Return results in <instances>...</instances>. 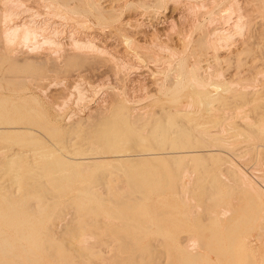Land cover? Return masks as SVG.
Here are the masks:
<instances>
[{"label":"rangeland","instance_id":"1","mask_svg":"<svg viewBox=\"0 0 264 264\" xmlns=\"http://www.w3.org/2000/svg\"><path fill=\"white\" fill-rule=\"evenodd\" d=\"M8 1L0 0V20L2 19V14H3L4 10H7V9L9 10L8 7H10V11L12 10V12H13L16 10V12H13V15H12V17L14 16L12 18L13 19L12 24H14L16 22L15 24H23V25H28V24L30 25L31 24L34 26L36 23L35 27L37 26L38 27V28L36 27L37 29H39V27H42V28H40L41 30H43L44 29L43 27L45 26L46 28L43 30L44 35L46 34V36L49 35V37H54L53 39L57 40V42H59L60 44L57 45L55 43H52V44L50 43L53 46L52 47L48 43L42 44L41 43L42 41H41L40 42L41 45L39 47H37L38 49L34 47V50L31 49L32 46H30V48L26 47L25 46L26 43L25 44L22 43L24 45H22V44L17 45L14 43H13L14 45H12V44L10 45L9 43H11V42L9 40H7L8 37L6 38V36H5L6 33H4L1 29L2 22L0 21V110H1L0 111V116H1L0 121L2 120V123H4L5 118L2 119V117L6 116V118H7L6 122L4 124H2V123H0V124L6 125L8 123V126H10V125H13V126L21 125V127H23V128H21L22 129L21 134L19 133L20 135L18 134V132L15 133V134H17V136H15V134L13 135L12 133L8 132V133H6V137H4L5 135H2L3 137L0 136V140H2V142L4 141V144H2V142L0 141V147H2L1 145L4 146V145L8 144L7 142H11V144H12L13 142L19 141L20 142L19 144H17V145L15 144V146L13 145L11 147H13V148L14 147L15 148L21 147L24 149H27L26 147H29L28 148L29 150L35 149V148H36L35 150H37V149L40 150V147L42 145H44L45 150L46 149L50 150V148H53V149H51L52 152H54V150H56V151L58 150L57 152L56 151L55 152L59 156H64V154L67 155L68 153H69L68 155H70V156H77L79 154L76 155L75 152H78V153L81 152L84 148H86L89 145V143H91L93 138L96 139L97 135L100 134V132H99L100 128L99 127H100V122L103 121L102 118H105V117L115 118L116 114L120 110V106L123 102L126 103L127 105L132 106V107H135V105H136V107L141 108L142 111H153V109L154 110L157 109L158 106H155L156 102L166 98V96L168 95L167 93L170 92L171 87L175 84V83H172L173 81H172V76H171L172 72L175 70V67H177L180 64V61L182 60L184 65H186L185 69L190 68L189 66H193L194 62L196 61L197 54L200 55L198 60L200 61L199 65H200L201 75H204L206 78H208L215 71H220V72H222V76L229 78L230 80L231 79L234 80L233 82L235 84L234 83H230V84H232L231 85L233 88L232 90H234V89L235 90H234V92L233 91L232 92L231 91L226 92L227 95L232 94V93L235 94L237 92H243L244 93L245 91H247L252 86H259L260 87L261 84H264V80H263V78H264V0H237L238 1L237 3L239 4L238 6L240 7V9H242L241 12H243V15H244L243 16L244 20L242 19L243 23L241 21V23L244 25H242L243 27H240L241 29L239 28L238 30H236L235 28H233L231 26L234 24L232 22H234L236 19V16L233 17V15L235 13H237L238 10H235V13H233L232 16L228 14V12L230 11L229 7H230V1L231 0H17V4L15 2L16 0H8ZM7 2H8V4H7ZM165 2H167L168 5ZM12 3H13V5H12ZM92 3H93V5H94V3L96 4V6L98 7V10L100 9L105 13L104 18H103V16L102 17L99 16V14H98L99 12H98V10H96L97 7L94 9L92 7ZM12 6H13V8H12ZM189 6H191L192 9H190ZM195 7L197 9H194ZM235 8H238V7L235 6ZM15 13H16V15H15ZM224 13L226 14V17H228L227 15L230 16V17H228L229 21L227 19L225 20V18H224L225 14ZM213 17H214V19H213ZM216 18L218 21L216 20ZM220 18L221 19L223 18V20L226 21V22L222 21L224 23L223 24L224 29L221 26L222 22L220 24ZM213 20H216L217 22H215ZM25 21H26V23L27 22L28 23L26 24ZM39 22L41 24H39ZM37 23H38V25H37ZM227 23H229L230 26ZM211 24L214 27H212ZM251 25H252V28L250 27ZM219 27H221L223 29V31H228V29L230 28L229 33H232V36L230 38V45L228 47L229 49L225 50V51L219 50L218 53L220 54V56L217 53V50H215L214 48L211 47V45L208 44L213 39L216 38V37L213 38L212 36L213 35L216 36V34H214V33H215V31H217V29H218V31H220L221 28L219 29ZM225 28L226 29L228 28V29L226 30ZM53 29H54V31H53ZM51 30H52V33H51ZM218 31H217V33H218ZM230 31H234V32H230ZM236 31H237V33H236ZM54 33H55V35H54ZM237 35H240V36H237ZM126 37H128L131 41H133V43L131 44V41H130V43L126 42L127 41L125 39ZM207 38H209V39L207 40ZM211 38H213V39H211ZM203 39H205V40H203ZM88 40L94 42V44L97 45L96 48H94L95 50H93V48L91 49L90 47L88 48V45L85 43V42L88 43L89 42ZM93 40H95V41H93ZM78 41L82 42V43H79ZM204 41H207V43L205 42V44H204ZM232 41H234V42H232ZM236 41H237V43H236ZM53 44H55V45H53ZM45 45H47V47ZM28 46H29V44H28ZM43 46H45V48ZM168 47L171 48V50H168L169 49ZM51 48H53V49H51ZM162 48L164 50L167 48V51H164ZM28 50H30V51H28ZM172 50L173 51L175 50L174 51L175 57L172 56L170 58V57H168V55H170L172 53ZM170 51H171V53H170ZM168 52H169V54H168ZM216 53H217V55H216ZM221 53L225 57H222ZM177 54L179 56H177ZM226 54H228V55L226 56ZM139 55H141L142 57L140 58ZM156 55H158L160 57V60L163 62H161L159 59L156 60V58H155ZM217 56H218V60H217ZM168 58H170L169 60H171V61H169L171 64V65L169 64L170 66L167 65L169 62H167V64L165 63L166 59H168ZM162 59H164V60H162ZM165 65H167V66H165ZM164 66L166 67V71H165ZM207 66H208V68H207ZM207 69H209V70H207ZM170 73H171V75H170ZM259 75H261L262 77ZM157 80H159V81H157ZM156 81L158 83H156ZM236 82H237V84H236ZM246 82H248V83H246ZM237 85L239 86V89L237 88L238 87ZM247 85L248 86L251 85V87L250 86L248 87ZM241 86L243 88H240ZM193 91H194L193 87H191L189 85L186 89V95L192 94ZM248 97H250L249 94H248ZM248 97L247 96L245 97L247 99H245V98H234V96H233V99H232V97L230 99L226 98V100H228V102H227V105H225V106L226 107L228 106L227 109L230 108L229 111L231 110V108L234 109L233 111L231 110L230 113H233L235 111V109H238V113H239V111L241 112L242 106L243 107L245 106L244 102L246 103V106L249 105L248 104L249 101H246V100L250 99ZM126 101H128L130 104ZM254 102L255 103L257 102L256 103L257 105H255ZM254 102H252L253 105H251L252 104L251 103L248 107L245 106L246 107V108L244 107L245 111L242 109L244 112L243 111L241 112V113H246V114L249 111L253 114L255 112L254 115H256L257 117L254 116L253 114H251L250 112L248 113L249 115L247 114L248 117L245 114V116L247 117L246 119H248L250 117L253 120L252 121L253 124L257 123L258 121H262L263 120L262 118H264V100L254 101ZM146 106H148V108H146ZM238 107H240L241 109ZM188 108H189V106H188ZM251 108H252V110H250ZM18 109H20V111ZM21 110H23V111H21ZM17 111H19V112H17ZM236 111H235L234 115L236 114L237 117H235L233 114H231V116L233 115L234 117L232 116L233 120H230V123L235 122V128L237 130L239 129L237 132H235L237 134L232 133L233 130H230V131L228 130L229 132L227 130L223 131V132H228V133H224L225 137L221 136L220 138H223V139L221 140L220 138H218L219 141L217 139H215L214 141H216V140L217 141L213 142L210 145L211 148L216 147V149L214 148V152L215 151L217 152V150H219V152H218L219 154L215 152V154H211V155L210 154L197 155V156H190L187 158L181 157L182 159L179 157L169 158L168 159L169 162H167L168 160L167 161L165 160V163L168 164L167 166L164 163H163V165L160 166V163L158 164V162H156V164H158V165H155V166L151 165V167L153 166L152 168H154V169H158L157 168V166H158L163 171H165L166 169H168L169 171L173 170L174 173L172 175L173 176L172 178L174 179V182L176 184H178V187L184 186V190H183V187L180 189L178 188L177 190H179L178 191L179 196H178V194H176V195L173 194L172 196H167V197H161V198L156 197L153 200L147 201L145 203L147 207L145 205H143L144 207L147 208L148 211H145L142 209L143 211H145L146 214H141V217H138V219H148V216H147V215H149L148 213L154 214L156 212V210L160 211L161 209H163V211L170 210V212L166 213V215H165L166 218H168V220H169V222L166 221L167 227H165V229L162 232H158L159 234L155 230H153V228H152L151 230H149L146 233L147 234L146 238L140 242L148 243L147 241L151 240V242H153V244L151 242L149 244L153 245L154 247L155 246L159 247L158 244H160L162 242H164L165 245H172V244L177 245V244L181 243L180 245H186V246L187 245L190 246L191 245L190 243L194 242L193 245L196 248V246L198 245L197 244L198 241L196 242V235H198V233L200 232L197 230L198 228H197L196 222L199 223V226L201 225L203 228L206 227L205 229L208 230L210 227V224L212 222L213 216H214V218L215 217L218 218V216H219L218 214L221 213L220 217H222V218H220V217L218 218V220H220V223H221L220 230L213 233L209 229V231H211V234H209V232L207 230L203 229L202 231L204 233L203 232H200V233L201 234L203 233L202 235H204L205 232L207 231L206 233L208 235L205 234L204 236H209L212 234L216 235L219 239L215 240L214 241L215 243H222V241H223V244H226V245H227V242H228V245L232 242H233V244L236 245V244L241 243V241H243L245 243L246 249H248L249 251L251 250L253 252V254H254L253 258L251 257V259H249V258H246L244 256L242 258L241 257L240 258H233V260H232V257L230 254L231 250L227 249L226 252H227L228 256H227V254H225L226 256L222 255L220 259H218V257H216V255H218L217 253H216V255L211 253L210 254L211 256L215 255V256H212L213 258L211 256L203 257V258H201V261L199 260L200 259L199 258L198 261L200 263H198L197 259H195L194 261H196V263H198V264H223V263L226 264L227 261H228L227 264H232L231 261L233 262V264H247L246 262H248L247 260H249L248 263H250V264L251 263H253V264H264V253H263L264 245L262 247V244H264L263 243L264 235H261V234L259 235V233H262L261 231L257 232L260 229L262 230L264 228V226H263L264 221L262 220V222H260L261 220L259 219L260 217L262 218L264 216V214H261V212L263 213V210H264L263 209L264 197L262 200L258 199L259 201L257 199H254L255 201L252 198L250 199V195H249L250 192L247 189V187L243 185V184H245V182L243 183L244 180L242 177V173H244L245 176L247 174L252 180H254V178L256 177L255 180H256L258 186H260V184H261L262 188L264 189V182H263L264 176H261L262 175L261 173L264 172V170H263V168H264V147L257 148L258 150L257 149L256 150L258 152L255 151V149L254 150L250 149L251 148L250 146L252 144L249 143L250 141L248 142V140L250 137L249 134L251 132V124H252L250 122L251 120L249 121L250 124H248L249 122L244 121L245 118L243 119V114L240 113V115H239V114H237ZM257 112H258V115H257ZM26 113L28 115V116L26 115L28 117V118L27 117L26 118L31 123L26 121L27 119H25V120L22 119V118H24ZM34 113H36V114H34ZM133 113H138V112L134 111ZM18 115L20 117H18ZM29 115H31V117H30L31 119L34 117V120L37 123L39 122L41 124L40 125L36 124L34 122V120H31L29 118ZM238 115H239V117H238ZM250 115L251 116L253 115V116L251 117ZM8 116L9 117L11 116V117L9 118ZM67 118L69 119L68 121H67ZM260 118H261V120H260ZM12 120H13V122H12ZM188 120H193V117H189ZM66 121L68 122V124ZM50 122L53 124H51ZM9 123H10V125H9ZM244 123H245L246 127H247V124L249 125V127H247V128L244 127ZM14 124H17V125H14ZM24 124H26V126ZM54 124L57 126L58 125L62 126L61 130H60V134L58 133L59 135L58 134L57 135H58V137L63 136L62 140H65V143H63L64 141L63 142L59 141L58 140L59 138L57 136H55V135L53 136L50 133L51 132L50 129L52 130V127L55 126ZM27 125L29 126V128ZM233 126H234V124H233ZM24 127L26 128V130H24L25 129ZM48 128H50V129L48 130ZM149 128L150 127H148V126L146 127V129H149ZM235 128H233V129H235ZM23 130L24 131L28 130L29 131L28 133H32V134H29L27 137L26 134H28V133L23 132ZM234 131H236V130H234ZM238 132L239 133L241 132L243 134L242 136H240L241 138H239L238 135H240V134ZM9 133L12 134V135H10V137H8ZM24 134L26 137L24 136ZM226 134L230 137V139L228 136H226ZM30 135H32L31 138H34V136H35L34 143L33 142L32 143L27 142L28 139H31ZM236 135L238 138H235ZM11 136H13V137H11ZM243 136H244V138H242ZM245 137H247V138L245 139ZM224 138H225V140L226 139L230 140V141L226 140L229 142V144H227L228 142L224 141ZM231 139H234V140H231ZM220 140L223 141L222 143H226V145H228V146H226L225 144H222ZM243 140H245V141H243ZM21 141H23V142L26 141V145L23 146L21 144ZM55 141L58 142L59 144H57ZM74 141H76V142L80 141L81 142V143L77 144L78 148L76 147L77 146L76 144L73 145V143H75ZM257 141H259V142L261 141L262 143L264 142L263 139H260ZM54 142H55V144H54ZM84 142H85V144L83 145ZM217 142L219 143V145H217L218 144ZM52 143H53V145H55V147H53ZM60 143H62V144H60ZM230 143H231V145H230ZM247 143H248V145L249 144L250 145L247 146ZM29 144H31L32 147ZM202 144H203L202 142L196 141L194 144H192V146L190 148H192L193 150H203V149L208 148L207 145H205V144L202 145ZM8 145H10V143ZM57 145L59 147H57ZM70 145L73 148H70ZM81 145H83V146H81ZM194 145H196V147ZM16 146H18V147H16ZM198 146L200 148H198ZM210 146H209V148H210ZM75 148H77V149L74 151ZM41 149H43V148H41ZM47 150H46V152H48ZM71 150L74 152H72ZM67 151H68V153H66ZM33 152L35 153L34 155L29 156L30 158L23 159L22 163L17 165V168L20 167L19 171H17L18 169L16 167H15L16 169L11 168L12 170L6 169V168H4L5 170L4 169L2 170L3 167L0 169V197L2 198V196H5V197H3V199L0 198V206L2 204L1 207H3L4 203L8 204L10 202L13 204L15 203L16 205H20L21 203L22 204H28L29 203V205L31 207L28 209V211L26 209L25 210L27 212H29V211L31 212V213H29L30 214L29 217L32 218L31 220L33 221V223L35 221V224H39V223H36V221L40 220V217L43 216V215L41 216V213H39V212H43V210H44L42 205L44 203H47L46 201H48L49 204H51V205H53L52 203H54L55 201H57V202L60 201L59 205L60 204H62V205L56 207V208H60V209L55 210V208H54V211L58 210V212H59V214H57V218L55 219L54 223H51V221L48 222L47 220L45 221L46 224L48 223V225H50L49 226V233L50 234L52 233L53 235L55 234L54 236L56 237V240H57L56 242H65V243H70L72 241L73 242H81L79 240L77 241L76 239L70 240V239H68V237L72 236V235H77V236L86 235L87 236L89 234V236H93V237H88V239L90 240V241L88 240L89 243L90 244L96 243L95 245H97V247L100 246V248H102L101 252L104 255V257L110 258L109 254L115 252L114 251L115 246H117L118 244L121 243V240L119 241V239H118V235L120 236L123 234L124 235L128 234L127 231L129 229L128 228L129 226L125 227V225H123L122 222H120L121 220L119 221L118 218L113 219V218H108L105 216L103 217V215L98 216L96 214L87 215L85 222L82 221L83 220V217L81 215L82 209L74 207L73 206L74 201L69 202V199L67 200V197L69 195L70 196L72 195V192H69L67 190H65L66 192L63 191L64 192L62 194L63 197H61L60 199H53L54 200L53 201L52 198L50 197V196H52V194L50 193V195H48L49 193H46L43 190V187L39 185V184H41V185L43 184L41 181L48 180L47 179L48 177H46V176H40L39 177V173L42 171V168L44 167V164H45L44 160L42 161V158L39 155L40 152L38 150L33 151ZM60 152L63 155L60 154ZM70 153H72V154H70ZM216 155H218V156H216ZM221 155L223 158L226 159L225 161L221 157ZM172 159L173 160L175 159L174 161H176L177 163L174 161L172 162L171 161ZM28 160L31 161L32 163H34V165H32L31 162L29 163ZM40 160L43 162V163L41 162V165L39 164ZM3 161L4 160H2V158H0V162H3ZM37 161H39V162H37ZM184 161H185V163H184ZM186 162H188L189 165L188 164L187 165L189 167L187 165H185ZM27 163H29V164H27ZM182 163L184 164V166H182L183 165ZM260 164H263V165H260ZM28 165L29 166L32 165L30 170H29ZM36 165H40L39 170H38V166H36ZM109 165H110L109 163H103L100 165V167L99 166H95V167L93 166V168L91 167V168H89V170L94 171V170H96L97 167H99L98 169L100 170L104 167L103 170H107V171L112 170L113 171L114 167H110L112 165H110V166ZM117 165H119V163ZM126 165H128V164H126ZM219 165H221L222 167L221 166L219 167ZM256 165H257V167H256ZM23 166H25V167H23ZM122 166H125V164H123ZM169 166L171 167L172 170H170ZM261 166H263V168ZM34 167H35V169H34ZM146 167H149V165L148 166L146 165ZM162 167L165 168V170ZM254 167H256V169ZM24 168H26V170ZM36 168H37V170H36ZM125 168L126 167L121 168L122 170H120V173H118L119 171L116 173L111 171L112 174H109V177L107 178L108 181L105 183L106 185L103 183V185L100 184L98 186L99 197H100L98 200L101 202L100 199L102 198V201H103V198L105 197L104 198L105 201L102 202L103 203L102 207L107 205L108 201L111 202L112 199H114V198L119 199L118 197H122V196L127 194V192H128L127 186L128 185L125 182L127 180V177L124 174L126 172V171L124 172ZM257 168L258 169L261 168L260 171L258 170L259 173L257 172ZM13 169H14V171L17 172V174H15L16 177L18 175L17 178H15V176H11V178L9 177L10 176L9 174L12 172L7 174L9 171H13ZM31 169H32V172H33V170H35L36 172L31 173L30 172ZM239 169H240L241 173L236 171V170L239 171ZM7 170H9V171L7 172ZM20 170H21V173H20ZM89 170H87V173H86L85 169H83V170L81 169V171H80V169H78V172L79 173L82 172L81 173L82 175L86 174L88 177L89 174L90 175L92 174L91 171H89ZM168 170H167V172H168ZM185 170H189L188 171L189 174L186 171L185 175H183V171H185ZM252 170H254V171H252ZM27 171H28V173H27ZM37 171H39V172L37 173ZM218 171L221 174L222 173L223 174L219 175ZM83 172H85V174ZM250 172L252 173V175H249V174H251ZM24 173L29 174V175L31 173V175L30 176L29 175L21 176ZM122 173L125 175V177H124V175H122ZM32 174L33 175L37 174L33 177L34 179L31 177V176H33ZM186 174H188V175H186ZM190 174L192 175V177ZM208 174H209V176H208ZM215 174L218 175V176H216V178H215ZM240 174H241V176H240ZM181 175H182V179H183L182 182H181ZM237 175H238V177H237ZM221 176L225 177V178L227 177V178L221 179ZM258 176H261V177H258ZM19 177L20 178L22 177L23 179H20ZM123 177H124V179H122ZM25 178H29V179L27 180ZM187 178H190L191 180H189ZM193 178H194V180H193ZM209 179H210V181H209ZM227 179H228V182L226 181ZM26 180L28 181V183L26 182ZM110 180H111V182H113V184L110 182ZM185 180H186V182H185ZM187 180H188V182H187ZM239 180L241 181L240 183H239ZM260 180L262 183L260 182ZM21 181L24 183L21 184ZM37 181H39V182H37ZM219 181L221 183H219ZM33 183L38 184V185H36V187H35V186H33L34 185ZM114 183H115L116 187L114 186ZM121 183H123L124 185ZM222 183H223V185H222ZM20 184H21V186L24 184H26V185L30 184L29 186L32 185L33 188L30 187L31 188L30 190H33V191L35 190V188L38 187L36 189V192L39 191L40 193L39 192L38 193H39V195L41 194L40 196L44 195V192H45L46 193L44 195L45 198L43 196L41 198L38 197L39 196V195L37 196L38 193H36L35 191H34L35 193L32 191L30 192L28 190V186H27V188L25 187L26 185L21 187ZM199 184L201 185V188H200ZM203 184H205V185H203ZM212 184H213V187H212ZM234 184H236V185H234ZM47 185H49L50 187H53L52 184L48 183ZM121 185L123 186L122 188H121ZM186 185L190 187V188L189 187L186 188L188 191L185 190ZM238 185H239V189L237 190ZM240 185H242V189L244 187H245V189L242 190ZM3 186H6V187H4L5 189H2ZM202 186H205V187H202ZM210 186H211V188H210ZM214 186H217V187H214ZM233 187L236 188L235 191H234ZM22 188L23 189L26 188L27 189L26 191L30 192L29 194L33 193V195H36V196H33L32 194L30 196L27 193L28 196H30V199H28L29 197L27 196L26 191L22 192L23 191ZM198 188H199V190H198ZM202 188H204V189H202ZM205 188H207L208 190ZM230 188H232V189H230ZM260 188H261V186H260ZM200 189H202L203 191L201 190L202 191L201 192ZM246 189L248 191H246ZM189 190L192 193V195L189 192ZM205 190H206V192L210 191L211 193L206 194ZM212 190H213V192H212ZM240 190H242L241 194H240ZM185 191L187 193L189 192L190 196L193 199L192 200L190 197L189 200H186L187 206L185 205V200H183V198L188 199L189 194H187ZM197 191L200 194V196L197 193ZM236 191H237V193L239 191V193L236 194L235 193ZM101 192H102V194H101ZM183 192L187 196L184 197ZM193 192L196 195H198V197L195 195L196 197L194 198ZM200 192L202 194H204V197ZM230 192H232V193L230 194ZM247 192H249V193L247 194ZM263 192H264V190H263ZM7 193H8V195H7ZM20 194H23L26 198ZM239 194L241 195L240 199H239ZM16 195H17V197H16ZM206 195H208V196H206ZM245 195H247V197H245ZM7 196H9V197H7ZM46 196H48L47 197L48 199H46ZM108 196L110 197L109 200H107ZM177 196L180 197V199L177 198ZM227 196H229V198ZM6 197H7V200H6ZM35 197H37V198H35ZM202 197L203 198L206 197L204 202L201 201V200H204V199H201ZM226 197H227V201H226ZM18 198H21L19 200L25 199V201H26V199H28L29 201H26L25 203H24V201L23 202L21 201V203L18 204V202H20V201L17 202ZM196 198H199L201 200L196 199ZM248 198L250 199V201L255 202V208L252 209L251 202H249ZM13 199H15V201ZM41 199H43L44 201L46 200V201L41 202ZM195 199L199 200V201L195 202ZM241 199H243V200H241ZM247 199H248V201H247ZM63 200H64V202H63ZM180 200L182 201V204H181ZM191 201H194L195 205H191V203H190ZM2 202H4V203H2ZM77 202L80 204H85V203L87 204L88 203L84 199L78 200ZM200 202H203V203H200ZM248 202L250 204H248ZM166 203H167V205H165ZM217 203L225 204L226 208L224 207V205L221 207L220 206L221 204H219L220 210H221V208L223 209V207H224V209L221 210V212H220L218 210ZM54 204H56V203H54ZM198 204L200 206H201V204H202V206H204V207L200 208L201 211L198 209V207H200V206H197ZM238 204H240V206H242V204L244 206V204H245L246 207L245 206H244V208H243V206L240 207V206H238ZM77 205H79V204H77ZM233 205L235 206V208ZM62 206L64 207V209L62 208ZM193 206H196L197 208L196 207L193 208ZM227 206H228V208H227ZM205 207L207 209H205ZM249 207H250V210H249ZM259 207H261L262 211H261V209H259ZM3 208L2 209L0 208V209L5 210V208L4 209ZM189 208H190V210L192 208V210H191V211H193L192 215L195 214L194 211L197 212L193 216L194 219H193V217H191L192 215L190 214L191 211L189 210ZM195 208L198 210H195ZM237 208L239 210H237ZM6 209L9 210V208H6ZM225 209H227V211H225ZM245 209H246L247 213L242 211V210L245 211ZM49 210H50V208H49ZM216 210L218 211V214H217ZM229 210H231L230 212L234 211V213L232 212V215H231V213H229L231 215L230 217L228 214ZM44 211H47V210H44ZM60 211H62L63 213H61ZM187 211L189 214L187 213ZM209 211H210V214H209ZM259 211H261V212L259 213ZM200 212H203L204 214H202ZM239 212L242 214L241 217H239V215H241ZM180 213L181 214L184 213V215L187 213L186 216L189 215L188 216L189 220L186 219L187 217H184L183 215L180 216ZM205 213H207V214H205ZM236 213H238L239 215L236 216ZM68 214H70V215L68 216ZM222 214H225V217H223L224 215H222ZM260 214L262 216H259ZM203 215H204V217H203ZM207 215H211L210 218L208 217L209 218L208 222L206 221V220H208ZM247 215H248V217H247ZM255 215L258 216V219L260 221L258 219H256L257 216H255ZM178 216L181 219L178 218ZM182 216L184 217V219L182 218ZM233 216H234V218H233ZM243 216H244V219L241 222H239V226H238V228H236L237 231H234V233H233V235H235L234 240L226 239L227 238L226 234L228 236L231 235V232L227 231V229L230 227L231 223L233 222L235 224L237 221H240ZM60 217H62V218H60ZM198 217H200V218H198ZM104 218L107 219L108 221H106ZM196 218H197V220H196ZM225 218L226 219L228 218V220H227L228 222L231 220L229 218H233V221L231 220L230 221L231 223H229L230 225H228V222H226V220H224L225 222L221 220V219H225ZM235 218H236V220H235L236 222H234ZM36 219H38V220H36ZM198 219L200 221H198ZM18 220H20V219L18 218ZM252 220L253 221L255 220L254 222L257 221L256 224L254 222H252ZM62 221H64V222H62ZM184 221H187V222L190 221V222L185 223ZM202 221L204 223H202ZM247 221H248V223H247ZM107 222L112 223L111 226L109 224L107 225ZM117 222H118V224L121 223L122 228H123V231H120V233L118 232L119 234L117 233V231H116L117 234L115 233V229L120 227V226H118ZM179 222H180V226H178ZM244 222H246V223H244ZM105 223H106V226H109V228L107 227V230L109 229V231H107V232L105 230L106 229ZM189 223H191V225ZM243 223L246 225H244ZM258 223H259V226L261 225L260 227L263 226V228L258 229L259 226L258 227L256 226V225H258ZM19 224H20V222H19ZM26 224H28V223H26ZM26 224L24 225V228L22 230L23 232H21V233H23V235L30 233V231L27 230ZM80 224H82V225H80ZM91 224H92V226H91ZM113 224H117L116 228H113V227H115V225L113 226ZM181 224L184 226L182 227ZM226 224L228 225V227ZM17 225L18 224L14 225L15 227L13 225H11L9 227L6 226L2 232L5 235L9 234V236H12L14 234L13 236H17L16 230L18 227H20V225L19 226H17ZM28 225H30V224H28ZM88 225H90V226H88ZM224 225H226L224 228L225 229L227 228L226 229L227 233L225 232L224 229L222 230ZM69 226H70V228H69ZM97 226L99 229L95 228ZM186 226H188V227H186ZM11 227L16 228L15 229L16 234L14 232H12L13 228H11ZM29 227L30 226H28V229H29ZM57 227L59 228V230ZM79 227H80V229L82 227H84V228H82L84 233L82 232V230L80 231ZM87 227L91 231L86 229ZM110 227H112V230L113 229L114 230L111 231ZM181 227H182V229H181ZM184 227L186 229H184ZM248 227L250 230L252 228V231L248 230L247 229ZM254 227H255V229H254ZM256 227H257V229H256ZM7 228H9L10 231H8ZM232 228L234 229L235 227H233V225H231V227L229 229L232 230ZM101 229H103V232ZM245 230H247V231H245ZM73 231H75V232H73ZM174 231L178 234V239H176V238L174 239V238L169 237V234L175 233ZM197 231H198V233H197ZM263 231H264V229H263ZM80 232L82 235H80ZM109 232H112L111 235ZM125 232H126V234H125ZM21 233H20V235H21ZM94 233H96V234H94ZM133 233L135 235L141 234L139 231H134ZM156 233L158 235H160L161 238H160V236L156 237L155 236ZM240 234H242V235H240ZM262 234H264V233H262ZM252 235H254L255 237ZM102 236H104V238ZM112 236H114V237H112ZM115 237H116V240L118 239L117 240L118 244H117V241H115ZM179 237H181V238L179 239ZM189 237H191V239H189ZM90 238H92V239H90ZM93 238H95L97 240L93 241L94 240ZM194 238H195V240H194ZM258 239H260V240H258ZM110 240H112V241H110ZM188 241H190V242L188 243ZM203 241H204V243L206 242V244L209 242L208 239L205 240L203 238L202 242L199 245L203 246V244H204ZM98 242H99V244H97ZM135 242H137V241H135ZM258 242H262V243L259 244ZM17 243L21 244V243H26V242L24 240H21L20 242L17 241ZM186 243H188V244H186ZM162 246H164L163 243H162V245L160 244L159 248H161ZM198 246H197V248H198ZM188 248L193 249V251L195 249L194 247H192V248L188 247ZM197 248H196L195 252L198 250L205 252L204 248L200 247L201 249H204V250H201L200 248H198V250H197ZM105 251H106V253H105ZM163 254H165V253H163ZM223 256H224V258H223ZM161 257H162V255L160 257H158L159 259L157 258L156 260H154L155 263L153 262V264H157V263L158 264H160V263H162V264H164V263L165 264H170V263L173 264L176 262V260L174 261V259H173L175 257H172V255H170L169 258L166 254L164 255V258L163 257L161 258ZM170 258L173 259L172 260L173 262H170L171 261ZM168 259L170 261H168ZM175 259H177V258H175ZM221 259H222V261H225V262H220ZM250 260L251 261L254 260V261L251 262ZM194 261L191 263H185V264H195ZM181 262H179V260H177L176 264H182ZM183 264H184V262H183Z\"/></svg>","mask_w":264,"mask_h":264},{"label":"bare ground","instance_id":"2","mask_svg":"<svg viewBox=\"0 0 264 264\" xmlns=\"http://www.w3.org/2000/svg\"><path fill=\"white\" fill-rule=\"evenodd\" d=\"M6 1H8V0H6ZM8 2H7V4H8ZM15 2L17 4V0ZM237 2H238L237 0H231L230 1V7H229L230 8V11L228 12V14L232 16L233 13H235V10H238L237 13H235L233 15V17L236 16V19H235V21L233 20L234 22H232V23H234V24L231 25L236 30H238L240 27H243L242 25H244V24H242L243 23L242 19H243V16L244 15H243V12H241L242 9H240V7L238 6L239 4ZM165 3L167 4V2H165ZM12 5H13V3H12ZM94 5L92 3V7L95 9L97 6H96L95 3H94ZM235 6H237L238 8H235ZM189 7H190V9H192L191 6H189ZM8 8H9V10L8 9L7 10H4V12L2 14V19L0 21L2 22L1 29H2V31L4 33H6L5 36H6V38L8 37L7 40H9L11 42V43L8 42L10 45L11 44L12 45H14V44H17V45L20 44L21 45L22 43H24V44L26 43V45H25L26 47H29L30 48V46H32L31 49L34 50V47L35 48L39 47L41 45V43L42 44H44V43L45 44H47V43L48 44L55 43L57 45L60 44L59 42H57V40L53 39L54 37H49V35L46 36V34L44 35V33H43L44 31L43 30L46 28L45 26L43 27L44 28L43 30L40 29L42 27H39V29H40L39 30V29H37L38 28L37 26H36L37 28L35 27L36 23H35L34 26L31 25V24L30 25L29 24L28 25L15 24L16 23L15 21H14L15 23L13 22L14 24H12V20H13L12 18L14 17V16L12 17V15H13V12H16V10L12 12V10L10 11V7H8ZM12 8H13V6H12ZM194 9H197V8L195 7ZM96 10H98V7L96 8ZM98 12H99L98 13L99 16L100 17L103 16V18H104V14L105 13L102 10H100V9L98 10ZM15 15H16V13H15ZM229 15H227V16L230 17ZM228 17H226V14H225V17H224L225 20L226 19L228 20ZM213 19H214V17H213ZM216 20H217V18H216ZM216 20H213V21L217 22L218 20L217 21ZM222 21L223 22H226V21L223 20V18L222 19L220 18V24H221ZM241 21H242V23H241ZM223 22H222V25H221L222 28L224 26L223 25L224 24ZM25 23H26V21H25ZM39 24H41V23L39 22ZM227 24L229 25V23H227ZM37 25H38V23H37ZM212 27H214V26L212 25ZM250 27L252 28V25ZM220 28L221 27H219V29ZM222 28L220 29V31H218V29H217L218 33H217V31H215L214 34H216V36L213 35L212 37L213 38L216 37V38L215 39L211 38L213 40L210 43H208L209 45H211L212 48H214L215 50H217V53H218L219 50L225 51V50H228L229 49L228 47L230 45V38L232 36V33H229V29L230 28L229 29L227 28L228 31H223L224 28L223 29ZM53 31H54V29H53ZM230 32H234V31H230ZM51 33H52V30H51ZM55 33H54V35H55ZM236 33H237V31H236ZM237 36H240V35H237ZM125 39L127 40L126 42H129L130 43L131 40L128 37H126ZM208 39L209 38H207V40ZM203 40H205V39H203ZM93 41H95V40H93ZM234 41H232V42H234ZM205 42L207 43V41H204V44H205ZM79 43H82V42H79ZM85 43L88 45V48L89 47L91 49L93 48V50H95L94 48H96V46H97L92 41H89L88 43L85 42ZM132 43H133V41H131V44ZM236 43H237V41H236ZM24 44H22V45H24ZM28 44H29V46H28ZM55 44H53V45H55ZM45 46L47 47V45H45ZM45 46H43V47L45 48ZM51 49H53V48H51ZM30 50H28V51H30ZM168 50H171V48H169ZM164 51H167V48ZM174 51L172 50V53L170 51L171 54L168 55V57L171 58L172 56H174ZM217 53H216V55H217ZM222 53H221V56L222 57H225V56H223L224 53L223 54ZM168 54H169V52H168ZM227 55L228 54H226V56ZM177 56H179V55L177 54ZM219 56H220V54H219ZM139 57L141 58L142 56L139 55ZM199 57H200V55L197 54L196 61L194 62L193 66H189L190 68H188V69H185V66L186 65H184L183 61L181 60L180 61V64L177 67H175V70L172 72V75L170 73V75L172 76V81H173L172 83H175V84L171 87L170 92L167 93L168 95L166 96V98H164V99L156 102L155 106H158L157 109H155V110L153 109V111H142L141 108H137L136 105H135V107H132V106L127 105L126 103L123 102L121 104L120 110L116 114V117L115 118H109V117H105L106 119L105 118H102L103 121L100 122V127H99L100 128V130H99L100 134L97 135L96 139L93 138V140L91 141V143H89V145L86 148H84L81 152H79V153L78 152H75L76 155L77 154H79V155H77V156H70V155H68L69 153L67 151L66 152V153H68L67 155L64 154V156H59V155L56 154V152L58 150L57 151L54 150V152H52L51 149H53V148H50L51 151L46 149L48 151V152H46L45 147L42 144H41L42 146L40 147V150L37 149L40 152L39 155L41 156L42 161L44 160V163H45L44 164V167L42 168V171L39 173V177L40 176H46V177H48L47 178L48 180L41 181L43 184L42 185L39 184V185L43 187V190L46 193H49L48 195H50V193L52 194V196H50L52 198V200L53 199H60L61 197H63V195H62L64 193L63 191L67 190L69 192H72V195L71 196L69 195L67 197V200L69 199V202L70 201H72V202L74 201L73 202V206L76 207V208L82 209V212H81V215L83 217V220L82 221L85 222L87 215L96 214L98 216L99 215H103V217L105 216V217L113 218V219L114 218H118L119 221L121 220L120 222H122V224L125 225V227L126 226L127 227L129 226L128 227L129 229L127 231L128 234H126V232H125L126 235H124V234L123 235H120V236L118 235L119 241L121 240V243L119 242L120 244H118V241H117L118 239L116 240V237L117 236L115 237V241H117V244L118 245L115 246V248H114V251L115 252L109 254L110 255V258L104 257V255L101 252L102 251V248H100V246L97 247V245H95L96 243L95 244H90L89 243L90 240L88 239V237H93V236H89L88 233H87L88 234L87 236L86 235H82L81 232H80V235H82V236H77V235L69 236L68 235L69 236L68 239H70V240L76 239L77 241L79 240L81 242H73V241H72L73 243L72 242H70V243L56 242L57 240H56V237L54 236L55 234L53 235L52 233L51 234L49 233V226L50 225H48V223L46 224L45 221L47 220L48 222L51 221V223H54L55 219L57 218V214H59L58 210L57 211H54V208H55V210L56 209H60V208H56V207L62 205V204L59 205V202L60 201L59 202L55 201L54 203H56V204L52 203L53 205H51V204H49L48 201L45 200L47 203H44L42 205V207L44 208V210H47V211H44L43 210V212H39V213H41V216L43 215L42 217H40V220L36 219V220H38V221H36V223H39V224H35V221L33 223V221L31 220L32 218L29 217V215H30L29 213H31V212L30 211L27 212L28 209L31 206L29 205V203L28 204H22L21 201L22 202L24 201V203L26 201H29L28 199H30L31 194L33 195V193H31V194H29V193L31 191L32 192H34V191L36 192V189L38 187L35 188V190L33 191V190H30L31 189L30 187H32V185L29 186L30 184L29 185L28 184L27 185L24 184V185H26L25 186L26 188L28 186V190L30 191V192H27L26 191L27 190L26 188L25 189H23L24 187L22 188V190H23L22 192L26 191V194L28 193L30 195V196H28V194H27V196L29 198L26 199V201H25V199L24 200H19V199H21L24 196L23 195L24 193H23V194H20V195H23L21 198H18V200L16 199L17 202L20 201V202H18V204L21 203L20 205H16L15 203L13 204L11 202L10 203L7 202L8 204H5L4 203L5 201H4L2 203H4L3 204L4 205L3 207L5 208V210H1L3 208V207H1L2 204L0 206V208H1L0 209V264H153L154 260H156L161 255L164 258V255L165 254L168 256V258L170 257V255H172V257L177 258V259L173 258L174 261L176 260V262H177V260H179V262L182 261L181 263L183 264V262H184V264H185V263H191L195 259H197V261H198L199 258H200L199 260L201 261V258L211 256L210 255L211 253L212 254H215V255L217 253L218 255H216V257H218V259H220L222 255L226 256L225 254H227V252H226L227 249L228 250H231L230 251L231 253L230 252L229 253L231 254L232 260H233V258H240V257L242 258L244 256L246 258H249V259H251V257L253 258V256H254L253 252L251 250L249 251L248 249H246L245 243L243 241H241V243L236 244V245L233 244V242L228 245V242H227V245H228L227 246L226 244H223V241H222V243H215L214 241L217 240V239H219L216 235H213L212 234V235H209V236H204L205 234H207L206 233L207 231L209 232V234H211V231L213 233H215L218 230H220L221 223H220V220H218V218L220 217L221 213L218 214V211L217 210H216V212H217V214L219 216L217 215L218 218H216V217L214 218V216L212 215L214 220L212 219V222H211L210 227H209V229L211 231H209V229L208 230L205 229L206 227L203 228L201 225H200L201 226L200 227L199 226V223L196 222L197 228H198L197 230L198 231L203 232L202 231L203 229L207 230L204 235H202L204 232L201 234L200 232L198 233V231H197L198 235H196V242L198 241V243H197L198 245L202 242V239L203 238L205 240H207V239L209 240V242L207 244H206V242L204 243V241H203V243H204L203 246L199 245L201 248H204L205 249V252L199 251L198 248H200V247L196 243L195 244L198 246V248L196 246V248H197L198 251L195 252L196 248L193 245L194 244L193 241H192L193 243H190L191 245L189 244L190 246H188V245L187 246L186 245H180L181 244L180 242H179L180 244H177V245H173V244L172 245H165L164 242H162L164 246H162L161 248H159V247H160V244L162 245V243L158 244L159 247H157V246L154 247L153 245H150L149 244L151 242V240L147 241L148 243H142V242H140V241H142L143 239L146 238V236H147L146 233L149 230H151L153 228V230H155L157 233L158 232H162L165 229V227H167L166 226V221L169 222L168 218H166L165 215H166V213L170 212V210L163 211V209H161L160 211L159 210L158 211L156 210V212L154 214L148 213L149 214V215H147L148 216V219H138V217H141V214H146L145 211H148L147 208H146L147 206H146L145 203L147 201L153 200L156 197H159V198H161V197H167V196H172L173 194H175V195L178 194V196H179V193H178L179 190H177V189L178 188L180 189V188L183 187V190H184V186L181 185L182 187H178V184H176L174 182V179L172 178L173 177L172 175H173L174 172H173V170L170 167L171 165L169 166V168L172 171H169L168 169L165 170V168H163L165 165L162 167L165 171L161 170V168L158 167V166H157L158 169H154V168H152L153 166L151 167V165H154L155 166V165H158L160 163V166H161V165H163V163L166 164L165 163V160L167 161L169 158H177V157H179V158L186 157L187 158V157H190V156L215 154L216 151L214 152V148L216 149V147L211 148L210 145L213 142H216L217 140L219 141L218 138H220L221 136H224V133H228L230 130H233V132L231 131L232 133L237 134L235 132H237L239 129L237 130L235 128V122L234 123H230V120H233L232 116L234 115V113H235L236 110H237L236 111L237 114L240 115V113L243 110L245 111L244 107L246 106V103L244 102L245 106L244 107L242 106V109L243 110L240 107H238V108L241 109V112L239 111V113H238V109H235V111L233 113H230L231 110L233 111L234 109L231 108L230 111H229L230 108L227 109L228 106L226 107L225 105H227L228 100H226V98H229L230 99L232 97V99H233V96H234V98H245L246 96L248 97V94H249L250 97H248V98H250V99L246 100V101H249V103H248L249 105L252 102H254V101L264 100V84H261L260 87L259 86H252L251 87V85H249L251 88H249L244 93L243 92H237L235 94L232 93V94H228L227 95L226 92H230V91L231 92L232 91L234 92V90H235V89L232 90L233 89L232 86H231L232 84H230V83H234L233 82L234 80H232V79L230 80L229 78H226V77L222 76V72H220V71H215L208 78H206L204 75H201L200 65H199L200 61L198 60ZM155 58H156V60H158V59L160 60V57L158 55H156ZM170 58L166 59V62H165L166 64H167V62L171 61V60H169ZM162 60H164V59H162ZM217 60H218V56H217ZM161 62H163V61H161ZM169 64H170V62L167 65H169ZM167 65H165V66H167ZM165 66H164V68H165V71H166V67ZM207 68H208V66H207ZM207 70H209V69H207ZM259 76H261V75H259ZM263 80H264V78H263ZM157 81H159V80H157ZM157 81H156V83H158ZM246 83H248V82H246ZM236 84H237V82H236ZM189 85L191 87H193L194 91H193L192 94L186 95V89H187V87ZM237 88L239 89V86ZM240 88H243V87L241 86ZM245 99H247V98H245ZM126 102H128V101H126ZM256 103H255V105H257ZM251 105H253V103ZM188 106H189V108H188ZM248 106H246V107H248ZM146 108H148V106H146ZM18 110L20 111V109H18ZM250 110H252V108ZM19 111H17V112H19ZM21 111H23V110H21ZM134 111L135 112L137 111L138 113H133ZM34 114H36V113H34ZM231 114H233V115L231 116ZM241 114H243V119L245 118L244 121L249 122L251 120L250 122L252 123L253 120L250 117H249L250 119L249 118L246 119L248 117L246 113H241ZM245 114H246L247 117L245 116ZM251 114H253V113H251ZM254 114H255V112H254ZM26 115H27V113L25 114L24 118H22V119H24V120L27 119L28 118L27 117L28 115L27 116ZM239 115H238V117H239ZM257 115H258V112H257ZM234 116L237 117L236 114ZM254 116H256V115H254ZM18 117H20V116L18 115ZM30 117H31V115H29V118ZM189 117H193V120H188ZM0 118H1V116H0ZM4 118H5V121L4 120L3 121L5 123L7 118H6V116L5 117L3 116L2 119H4ZM262 119H263L262 121H258L257 123H254V124L252 123L251 124V132L249 134L250 137H249L248 142L250 141L249 143L252 144L250 146L251 147L250 149H253V150L255 149V151L258 150L257 148L264 147V144H263L264 142L262 143L261 141L260 142L257 141V140H260V139H263L264 140V118H262ZM31 120H34V117ZM68 120L69 119L67 118V121ZM260 120H261V118H260ZM26 121L30 122L28 119ZM12 122H13V120H12ZM34 122L36 124H38V125L41 124L39 122L37 123L35 120H34ZM250 122L248 124H250ZM0 123H2V120L0 121ZM4 123H2V124H4ZM51 124H53V123H51ZM67 124H68V122H67ZM233 124H234V126H233ZM248 124H247V127H249ZM9 125H10V123H9ZM14 125H17V124H14ZM24 125L26 126V124H24ZM147 126L150 127V128L149 129H146ZM61 127H62L61 125L60 126L59 125L58 126L55 125L54 127H52V130L50 128H48V130L50 129V131H51L50 133L53 136L55 135V136L58 137V135L60 134ZM244 127H246L245 126V123H244ZM21 128H23V127H21V125H17V126L10 125V126H8V123L6 125H1L0 124V136L3 137L2 135H5L4 137H6V133H8V132L12 133L13 135L15 133H17V132H18V134L19 133L21 134V131H22ZM28 128H29V126H28ZM233 128H235V129H233ZM24 130H26V128ZM24 130H23V132H27V133L29 132L28 131L29 129L27 131H24ZM226 130L227 131L229 130V131L228 132H223V131H226ZM234 130H236V131H234ZM10 133H9V135L7 134L8 137H10V135H12ZM25 134H24V136H25ZM29 134H32V133L26 134L27 137H28ZM239 134L240 135H238V136H239V138H241L240 136H242L243 134L241 132ZM15 136H17V134H15ZM226 136H228V135L226 134ZM11 137H13V136H11ZM31 137H32V135H30V138ZM60 137L61 136L58 137L59 138L58 140L61 141V142L64 141L63 143H65V140H62L63 139L62 138L63 136L61 138ZM235 138H238L237 135L235 136ZM242 138H244V136ZM246 138L247 137H245V139ZM34 139H35V136H34V138L28 139L27 142H31V143L33 142L34 143ZM215 139H217V140L214 141ZM220 139L222 140L223 138H220ZM229 139H230V137H229ZM226 140H228V139H226ZM226 140L224 138V141H226ZM231 140H234V139H231ZM0 141L2 142V140H0ZM196 141L197 142H202L203 143L202 145L205 144V145L208 146V148L207 149H203L205 147L204 146L202 148L203 150H193L190 147ZM228 141H230V140H228ZM228 141H226V142H228ZM243 141H245V140H243ZM16 142H13L14 144L13 143L11 144V142H7L8 144L10 143V145L6 144L9 148L6 145H4V146L1 145L2 147H0V158H2V160H4V161L3 162H0V169L2 167H3L2 170L4 168H6V169H11V168H15V167L17 168V165L21 164L22 161H23V159L30 158L29 156L35 154L33 151H37V150H35L36 148L29 150L28 149L29 147H26L27 149H24V148H21V147L20 148H15V147L13 148V147H11L13 145L15 146V144L17 145V144L20 143L19 141L17 143ZM55 142H54V144H55ZM74 142L75 143H73V145L74 144L77 145V144L81 143L80 141L79 142L74 141ZM222 142L223 141H221V143ZM56 143L59 144L58 142H56ZM2 144H4V141L2 142ZM21 144L23 146H25L26 145V141L25 142L21 141ZM60 144H62V143H60ZM84 144H85V142L83 143V145ZM222 144H225L226 145V143H222ZM227 144H229V142ZM29 145H31V144H29ZM52 145H53V143H52ZM83 145H81V146H83ZM217 145H219V143ZM230 145H231V143H230ZM249 145L247 143V146H249ZM194 146L196 147V145H194ZM209 146H210V148H209ZM226 146H228V145H226ZM16 147H18V146H16ZM31 147H32V145H31ZM53 147H55V145H53ZM57 147H59V146L57 145ZM76 147L78 148V145ZM41 148H43L44 150L41 149ZM70 148H73V147L70 145ZM77 148H75L74 151ZM198 148H200V147L198 146ZM74 151H72V152H74ZM218 152H219V150H217L216 153H218ZM60 154H62V153L60 152ZM70 154H72V153H70ZM216 156H218V155H216ZM221 157H222V155H221ZM223 159H224V161L226 160L225 158H223ZM174 160L172 159L171 161L173 162ZM42 161L40 160V162L39 161H37V162H39V164L41 165V162ZM30 162L31 161H29V163ZM156 162H158V164H156ZM167 162H169V160ZM174 162H176V161H174ZM29 163H27V164H29ZM103 163H109L110 165H112V166H110V165L109 166L110 167H114L113 168L114 170L113 171L112 170H108V171L107 170H103V168H104L103 166H102L103 168L99 170L98 168ZM118 163H119V165H117ZM184 163H185V161H184ZM123 164H125V166H122ZM126 164H128V165H126ZM187 164H188V162H186L185 165H187ZM32 165H34V163H32ZM32 165H30V166L28 165L29 166V170L32 167ZM40 165H36V166H38V170L40 169V167H39ZM146 165L147 166L149 165V167H146ZM167 165L168 164H166V166ZM260 165H263V164H260ZM93 166L94 167L95 166H99V167H97L96 170H94L95 169L94 168L93 169L94 171L89 170V168H91V167L93 168ZM182 166H184V164ZM220 166L221 165H219V167ZM23 167H25V166H23ZM123 167H126L124 169V172L126 171L124 174L127 177V180L125 182L128 185L127 186L128 192H127L126 195H124L122 197H118L119 199L114 198L115 200L112 199L111 202L108 201L109 204L107 203V205L103 206L104 207L103 208L102 207V204H103L102 202L105 201V199H104L105 197L103 198V201H102V198L100 199L101 202L98 200L100 198L99 197V189H98V186L100 184L103 185V183L105 184L108 181L107 178L109 177V174H112V172H115L116 173V172L119 171L118 173H120V170H122L121 168H123ZM256 167H257V165H256ZM256 167H254V168L256 169ZM261 167L263 168V166H261ZM19 168H17L18 169L17 171H19ZM24 169L26 170V168H24ZM34 169H35V167H34ZM78 169H80V171H81V169L82 170L85 169V172L86 173H87V170H89V171H91L92 174L91 175L89 174V176L87 177V175L85 174V172H83L85 175H82L81 174L82 172L79 173L78 172ZM36 170H37V168H36ZM167 170H168L169 173L167 172ZM258 170L260 171L261 168H259V169L257 168V172L259 173ZM263 170H264V168H263ZM8 171L9 170H7V172ZM186 171L188 173L189 170L183 171V175H185V172ZM236 171L237 172H240V169H239V171L238 170H236ZM252 171H254V170H252ZM10 172H12L13 174L10 173ZM30 172L33 173V172H36V171L33 170V172H32V169H31ZM38 172L39 171H37V173ZM20 173H21V170H20ZM27 173H28V171H27ZM31 173H30V175H31ZM7 174H9L10 176L9 175L8 176L11 178V176H15V174H17V172L14 171V169H13V171H9ZM124 174L122 173V175H124ZM188 174H186V175H188ZM222 174L219 172V175H222ZM261 174H262L261 176H264L263 175L264 172H262ZM23 175L26 176V175H29V174L24 173L21 176H23ZM35 175H37V174H35ZM35 175H33L31 177L33 178ZM125 175H124V177H125ZM249 175H252V173L249 174ZM208 176H209V174H208ZM216 176H218V175L215 174V178H216ZM240 176H241V174H240ZM261 176H258V177H261ZM17 177H18V175H17ZM17 177L15 176V178H17ZM124 177L122 179H124ZM191 177H192V175H191ZM237 177H238V175H237ZM242 177H243V180H244V181L242 180L243 183L245 182V184H246V185L245 184H243V185L246 186L247 189L250 192V194H249L250 195V199L252 198L253 200L254 199L262 200L263 197H264V192H263L264 189L262 188V185L261 184H260L261 188H260V186H258V184H257V182L255 180L256 177L254 178V180H252L247 174L245 176L244 173H242ZM222 178H225V177H222L221 176V179ZM20 179H23V178L21 177ZM25 179L28 180L29 178H25ZM187 179L191 180L190 178H187ZM27 180H26V182L28 183ZM182 180L183 179H182V175H181V182H182ZM193 180H194V178H193ZM22 181H21V184L24 183ZM209 181H210V179H209ZM226 181L228 182V179ZM37 182H39V181H37ZM110 182H111V180H110ZM185 182H186V180H185ZM187 182H188V180H187ZM240 182L241 181L239 180V183ZM260 182H261V180H260ZM46 183L47 184L48 183L49 184H52L53 187H50ZM111 183L113 184V182H111ZM219 183H221V182L219 181ZM21 184H20V186H21ZM121 184H123V183H121ZM24 185H22V186H24ZM36 185H38V184H34L33 186L36 187ZM203 185H205V184H203ZM222 185H223V183H222ZM234 185H236V184H234ZM114 186H115V183H114ZM199 186L201 188V185L200 184H199ZM4 187H6V186H3L2 189H5ZM122 187L123 186L121 185V188ZM187 187H189V186L186 185L185 190H187L186 189ZM202 187H205V186H202ZM212 187H213V184H212ZM214 187H217V186H214ZM240 187L242 189V185H240ZM210 188H211V186H210ZM202 189H204V188H202ZM202 189H200V191ZM205 189H207V188H205ZM230 189H232V188H230ZM233 189H234V191L236 190V188H234V187H233ZM238 189H239V185L237 187V190ZM243 189H245V187ZM247 189H246V191H248ZM190 190H189V192H190ZM198 190H199V188H198ZM242 190H240V194H241V191ZM38 192L39 191H37L36 193H38ZM45 192H44V195L46 194ZM189 192L188 193L186 192V193L189 194ZM205 192H206V190H205ZM212 192H213V190H212ZM249 192H247V194ZM39 193L37 194V196L39 195ZM197 193H198V191H197ZM207 193H211V192L208 191V192H206V194ZM231 193L232 192H230V194ZM235 193L238 194L239 191H238V193H237V191ZM101 194H102V192H101ZM183 194H184V192H183ZM193 194H194L193 195L194 198L196 196L198 197V195H196L194 192H193ZM240 194H239V199H240V196H241ZM7 195H8V193H7ZM40 195L38 197H40V198L42 196L44 197V195H42V196H40ZM191 195H192V193H191ZM202 195L204 197V194H202ZM9 196H7V197H9ZM33 196H36V195H33ZM178 196H177V198L180 199V197H178ZM185 196H187V195L184 194V197ZM199 196H200V194H199ZM206 196H208V195H206ZM3 197H5V196H2V198L1 197L0 198L3 199ZM7 197H6V200H7ZM16 197H17V195H16ZM47 197L48 196H46V199H48ZM190 197L191 196L189 194L188 199L183 198V200H185V205L187 204L186 203L187 202L186 200H189ZM203 197L201 199H204V200L199 199L200 197L199 198H196V199H199V200H201V201L204 202L205 199H206V197L205 198H203ZM227 197L229 198V196H227ZM227 197H226V201H227ZM245 197H247V195H245ZM35 198H37V197H35ZM109 198L110 197L108 196V199L107 200H109ZM43 199H41V202H45ZM83 199L85 201H87L88 203L87 204L86 203L85 204H80V203L77 202L78 200H83ZM191 199H192V197H191ZM196 199H195V202L199 201V200H196ZM248 199H247V201H248ZM250 199H249V202H251L252 209H253V208H255V202H254L255 200L254 201H250ZM13 200L15 201V199H13ZM241 200H243V199H241ZM63 202H64V200H63ZM203 202H200V203H203ZM249 202H248V204H250ZM190 203H191V205H195L194 201H191ZM77 204H79V205H77ZM181 204H182V201H181ZM219 204H221V203H217L218 210L221 212V210H223L226 205L225 204H221L220 206L222 207L224 205V207H223V209L221 208V210H220ZM143 205H145L146 207H144ZM165 205H167V203ZM63 206H62V208L64 209ZM197 206H200V205L198 204ZM238 206H240V204H238ZM242 206H243V204H242ZM242 206H240V207H242ZM244 206L246 207L245 204H244ZM244 206H243V208H244ZM194 207H196V206H193V208ZM201 207H204V206H202V204H201V206L198 207V209L200 210ZM6 208H9V210H7ZM49 208H50V210H49ZM196 208H195V210H198ZM227 208H228V206H227ZM234 208H235V206H234ZM142 209L145 210V211H143ZM205 209H207V208L205 207ZM246 209H245V211L244 210H242V211L243 212H246ZM259 209H261V207H259ZM263 209H264V203H263ZM189 210H190V208H189ZM191 210H192V208H191ZM237 210H239V209L237 208ZM249 210H250V207H249ZM188 211H187V213H188ZM225 211H227V209H225ZM230 211L231 210H229L228 214L231 213V215H232V212L234 213V211H232V212H230ZM261 211H262V209H261ZM261 211H259V213ZM60 212L63 213L62 211H60ZM187 213L185 215H184V213L183 214L180 213V216L183 215L184 217H187L186 219L189 220V218H188L189 215L186 216ZM192 213H193V211L190 212L191 215H192ZM194 213L196 214L197 212L194 211ZM200 213L204 214L203 212H200ZM205 214H207V213H205ZM209 214H210V211H209ZM225 214H222V215H224L223 217H225ZM261 214H264V210H263V213L261 212ZM261 214L259 216H262ZM69 215L70 214H68V216ZM194 215H192L191 217H193ZM231 215L229 214V217ZM237 215H239V214L236 213V216ZM183 216H182V218L184 219ZM210 216L211 215H207V219H208V220H206L207 222L209 221ZM234 216H233V218H234ZM241 216H242V214L239 215V217H241ZM255 216H257V215H255ZM203 217H204V215H203ZM247 217H248V215H247ZM18 218L20 220H18ZM60 218H62V217H60ZM178 218H180V217L178 216ZM198 218H200V217H198ZM220 218H222V217H220ZM233 218H229V219H231L233 221ZM236 218L234 219V222H236L235 221ZM263 218H264V216L262 218L260 217L259 218L261 220L260 221L258 219V216L256 217V219H258L260 222H262V220L264 221ZM193 219H194V217H193ZM243 219H244V216L242 217V219L240 221H237L235 224L233 222H232L233 223L232 224L230 222L231 220L228 222L227 221L228 218L227 219L226 218L225 219H221L222 221L226 220V222H228V225H230L229 223H231V225H233V227H235L234 229L232 228V230H231V229H229L231 227V225H230V227L228 228L230 231L226 228L228 232H231V235L228 236L226 234L227 231L224 228L227 224L223 226L222 230L224 229L225 232H226V233L224 232L226 234V237H227L226 239H232V240H234L235 235H233V233H234V231H237L236 228H238L239 222H241ZM105 220L108 221L107 219H105ZM196 220H197V218H196ZM198 221H200V220L198 219ZM254 221L252 220V222H254ZM19 222H20V224H19ZM62 222H64V221H62ZM184 222L186 223L187 221H184ZM188 222H190V221H188ZM256 222H254V223L256 224ZM15 223L18 224L17 226L20 225V227H18L17 230H16L17 231V236H13L14 234L12 236H9V234H6L5 235L2 232L5 229L6 226H8V227L11 226V225L14 226V225H16ZM26 223H28L30 225H28ZM202 223H204V222L202 221ZM244 223H246V222H244ZM247 223H248V221H247ZM25 224L27 225V230H29L30 233H28L26 235H23V233H21V232H23L22 230H23ZM108 224L111 226L112 223H108L107 222V225ZM117 224H118V222H117ZM117 224H113V226L115 225V227H113V228H116V225ZM189 224L191 225V223H189ZM80 225H82V224H80ZM228 225H227V227H228ZM244 225H246V224H244ZM28 226H30L29 229H28ZM88 226H90V225H88ZM91 226H92V224H91ZM105 226H106V223H105ZM118 226H120V227L115 229V233H116V231H117V233L118 232L120 233V231H123V228H122L121 223L118 224ZM178 226H180V222H179V225ZM183 226L184 225H182V227ZM256 226L258 227L259 226V223ZM260 226L258 227V229L263 228L264 224H263L262 227H260ZM80 227H79V229H80ZM107 227L109 228V226H106V229H105L106 232L109 231V229L107 230ZM182 227H181V229H182ZM186 227H188V226H186ZM257 227H256V229H257ZM11 228H13V227H11ZM69 228H70V226H69ZM82 228H84V227H82ZM82 228L80 229V231L82 230V232H83V229ZM95 228L97 229L98 226L95 227ZM15 229L16 228H13L14 231L12 230V232H14L16 234ZM86 229H88V227ZM110 229H111V231L114 230V229L112 230V227H110ZM184 229H186V228L184 227ZM247 229L250 230L249 227ZM254 229H255V227H254ZM263 229L262 230L260 229L257 232H260L261 231L262 233H264ZM7 230L10 231L9 228H7ZM58 230H59V228H58ZM88 230H90V229H88ZM101 230L103 232V229H101ZM134 231H139L141 234L135 235L133 233ZM245 231H247V230H245ZM250 231H252V228H251ZM73 232H75V231H73ZM20 233H21L22 236L20 235ZM109 233L111 235L112 232H109ZM157 233L155 234V236L156 237H159L160 235H158L159 233L158 234ZM262 233H259V235L260 234L261 235H264ZM94 234H96V233H94ZM240 235H242V234H240ZM104 236H102V237L104 238ZM252 236H254V235H252ZM112 237H114V236H112ZM169 237L174 238V239L175 238L178 239V234L176 232L175 233H171V234H169ZM160 238H161V236H160ZM180 238L181 237H179V239ZM90 239H92V238H90ZM93 239H94L93 241L97 240L95 238H93ZM189 239H191V237H189ZM21 240H24L26 243H21V244L20 243H17V241L20 242ZM194 240H195V238H194ZM258 240H260V239H258ZM110 241H112V240H110ZM135 241H137V242H135ZM189 242L190 241H188V243ZM151 243L153 244V242H151ZM188 243H186V244H188ZM258 243L260 244L262 242H258ZM263 243H264V241H263ZM97 244H99V242ZM263 245L264 244H262V247H263ZM188 247H190V248L194 247L195 249L193 251V249H189ZM204 249H201V250H204ZM105 253H106V251H105ZM163 253H165V254H163ZM263 253H264V251H263ZM215 255H212V256H215ZM224 256H223V258H224ZM227 256H228V254H227ZM171 258H170L171 261L169 259H168V261L173 262L172 261L173 259H171ZM247 261L249 262V260H247ZM252 261H254V260H252ZM176 262L173 263V264H176ZM194 262H195V264L200 263L199 261H198V263H196V261H194ZM220 262H225V261H222V259H221ZM227 262H226V264H227ZM248 262H246V263L247 264H250ZM231 263L233 264L232 261H231ZM160 264H162V263H160ZM251 264H253V263H251Z\"/></svg>","mask_w":264,"mask_h":264}]
</instances>
